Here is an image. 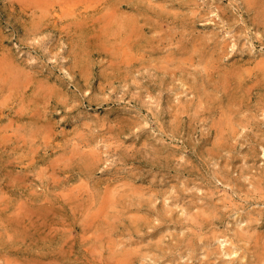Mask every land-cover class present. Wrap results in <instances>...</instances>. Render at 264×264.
<instances>
[{"label":"rangeland","instance_id":"1","mask_svg":"<svg viewBox=\"0 0 264 264\" xmlns=\"http://www.w3.org/2000/svg\"><path fill=\"white\" fill-rule=\"evenodd\" d=\"M254 1L0 0V264H264Z\"/></svg>","mask_w":264,"mask_h":264},{"label":"bare ground","instance_id":"2","mask_svg":"<svg viewBox=\"0 0 264 264\" xmlns=\"http://www.w3.org/2000/svg\"><path fill=\"white\" fill-rule=\"evenodd\" d=\"M89 1V0H88ZM254 1V0H253ZM260 1V0H259ZM248 2V1H247ZM255 2V1H254ZM90 3V2H89ZM102 3V2H101ZM120 3V2H119ZM259 2H257V4H258ZM260 4V3H259ZM188 5V4H187ZM41 6V5H40ZM94 6V5H93ZM88 7H92L91 5L90 6H87V8ZM114 7H115V5H114ZM111 8V7H110ZM89 9V8H88ZM103 9V8H102ZM107 9H108V7H107ZM106 9V10H107ZM111 10V9H110ZM86 11V10H85ZM112 11V10H111ZM81 12V11H80ZM105 12V11H104ZM123 12V11H122ZM121 12V13H122ZM127 12V11H126ZM223 12V11H222ZM107 13H109V12H107ZM119 13V12H118ZM261 13V12H260ZM80 14V13H79ZM111 14V13H110ZM117 14V13H116ZM114 15V14H113ZM120 15V14H119ZM132 15V14H131ZM105 16H106V13H105ZM109 16V15H108ZM115 16V15H114ZM136 16V15H135ZM44 17V16H43ZM113 17V16H112ZM115 17H119V16H115ZM127 17V16H126ZM130 17V16H129ZM158 17V16H157ZM109 18H111V17H109ZM264 18V17H263ZM262 18V19H263ZM112 19H114V18H112ZM116 19V18H115ZM122 19V18H121ZM127 19V18H126ZM111 20V19H110ZM122 20H124V19H122ZM77 21V20H76ZM262 21V20H261ZM118 22H120V21H118ZM130 22V21H129ZM156 22V21H155ZM257 22V21H256ZM263 22H264V20H263ZM104 23H106V22H104ZM103 23V24H104ZM108 23V22H107ZM124 23V22H123ZM37 24V23H36ZM111 24V23H110ZM109 24V25H110ZM128 24V23H127ZM126 24V25H127ZM158 24V23H157ZM261 24V23H260ZM129 25V24H128ZM263 25V24H262ZM108 26V25H107ZM137 26V25H136ZM158 26V25H157ZM106 27V26H105ZM118 29H119V27H118ZM126 30H127V28H125ZM145 29V28H144ZM103 30V29H102ZM112 30V29H111ZM110 30V31H111ZM109 32V31H108ZM116 33V32H115ZM130 34V33H129ZM110 35V34H109ZM115 35V34H114ZM117 37V36H116ZM127 36H125V38H126ZM128 38V37H127ZM124 40V39H123ZM122 40V41H123ZM128 40V39H127ZM125 41V40H124ZM121 42V41H120ZM130 42V41H129ZM128 42V43H129ZM117 43V42H116ZM124 43H126V42H124ZM115 44V43H114ZM129 44H131V43H129ZM120 46V45H119ZM126 47H127V45H125ZM133 47V46H132ZM120 48V47H119ZM125 48V47H124ZM116 49V48H115ZM127 49V48H126ZM132 50V49H131ZM118 51V50H117ZM124 51V50H123ZM127 53V52H126ZM137 53V52H136ZM130 54V53H129ZM120 56V55H119ZM124 56H126V55H124ZM137 56H138V54H137ZM117 57V56H116ZM121 57V56H120ZM128 57V56H127ZM123 58V57H122ZM121 58V59H122ZM133 59V58H132ZM140 61V60H139ZM125 62V61H124ZM118 63V62H117ZM115 64V63H114ZM129 64H131V63H129ZM125 66V65H124ZM129 66H131V65H129ZM117 67V66H116ZM129 68V67H128ZM135 72V71H134ZM15 74V73H14ZM236 74V73H235ZM15 75H17V74H15ZM1 81V80H0ZM3 81H4V79H3ZM15 82V81H14ZM16 83V82H15ZM15 83H13L14 85H15ZM242 87V86H241ZM10 88H12V87H10ZM15 89V88H14ZM12 93V92H11ZM232 103V102H231ZM228 104H230V103H228ZM230 105H232V104H230ZM235 107V106H234ZM229 111V110H228ZM218 112V111H217ZM223 112V111H222ZM222 125V124H221ZM221 130V129H220ZM224 130V129H223ZM226 134V133H225ZM88 161V160H87ZM88 163V162H87ZM90 163V162H89ZM91 165H92V163H91ZM89 168H90V165H89ZM258 242V241H257ZM258 244V243H257ZM246 246V245H245ZM254 246V245H253ZM248 247V246H247ZM257 247V246H256ZM252 248V247H251ZM247 251V250H246ZM256 252V251H255ZM247 255H248V253H247ZM255 256V255H254ZM246 257V256H245ZM252 258V257H251ZM256 260V259H255ZM248 261V260H247ZM254 261V260H253ZM261 261V260H260ZM252 264V263H251ZM255 264H257V263H255ZM260 264V263H259Z\"/></svg>","mask_w":264,"mask_h":264}]
</instances>
